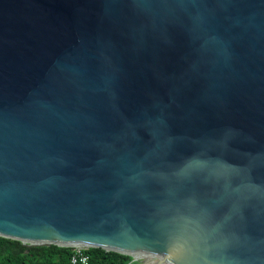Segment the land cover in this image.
Instances as JSON below:
<instances>
[{
  "label": "water",
  "instance_id": "1",
  "mask_svg": "<svg viewBox=\"0 0 264 264\" xmlns=\"http://www.w3.org/2000/svg\"><path fill=\"white\" fill-rule=\"evenodd\" d=\"M0 237L264 264V0H0Z\"/></svg>",
  "mask_w": 264,
  "mask_h": 264
},
{
  "label": "trees",
  "instance_id": "2",
  "mask_svg": "<svg viewBox=\"0 0 264 264\" xmlns=\"http://www.w3.org/2000/svg\"><path fill=\"white\" fill-rule=\"evenodd\" d=\"M87 264H137L128 256L102 249L85 251ZM71 248L57 246L27 247L18 241L0 237V264H70Z\"/></svg>",
  "mask_w": 264,
  "mask_h": 264
},
{
  "label": "built area",
  "instance_id": "3",
  "mask_svg": "<svg viewBox=\"0 0 264 264\" xmlns=\"http://www.w3.org/2000/svg\"><path fill=\"white\" fill-rule=\"evenodd\" d=\"M72 257L70 260V264H87L88 257L85 255L86 248L83 247H73Z\"/></svg>",
  "mask_w": 264,
  "mask_h": 264
},
{
  "label": "bare ground",
  "instance_id": "4",
  "mask_svg": "<svg viewBox=\"0 0 264 264\" xmlns=\"http://www.w3.org/2000/svg\"><path fill=\"white\" fill-rule=\"evenodd\" d=\"M131 257L136 260L139 259L141 261H149L150 257H148L147 255L141 254V253H131L130 254ZM150 262V261H149ZM148 264V263H147Z\"/></svg>",
  "mask_w": 264,
  "mask_h": 264
},
{
  "label": "rangeland",
  "instance_id": "5",
  "mask_svg": "<svg viewBox=\"0 0 264 264\" xmlns=\"http://www.w3.org/2000/svg\"><path fill=\"white\" fill-rule=\"evenodd\" d=\"M134 262H137V264H142L141 262V260H139V259H136Z\"/></svg>",
  "mask_w": 264,
  "mask_h": 264
}]
</instances>
